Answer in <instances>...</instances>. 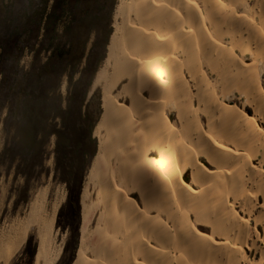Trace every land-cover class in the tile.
Masks as SVG:
<instances>
[{
  "label": "bare ground",
  "instance_id": "bare-ground-1",
  "mask_svg": "<svg viewBox=\"0 0 264 264\" xmlns=\"http://www.w3.org/2000/svg\"><path fill=\"white\" fill-rule=\"evenodd\" d=\"M113 27L74 264H264V0H120ZM47 191L3 264L30 233L34 264L59 259Z\"/></svg>",
  "mask_w": 264,
  "mask_h": 264
},
{
  "label": "rangeland",
  "instance_id": "rangeland-1",
  "mask_svg": "<svg viewBox=\"0 0 264 264\" xmlns=\"http://www.w3.org/2000/svg\"><path fill=\"white\" fill-rule=\"evenodd\" d=\"M119 3L120 0H0V231L7 230L17 219L24 217L38 192L48 190L47 204L53 202L56 195L65 194L55 223L64 243L55 264H74L77 257L83 223L81 197L98 152V138L94 127L91 142L86 145L82 185L79 192L70 195L66 184L56 175V136L43 139V153L21 156L23 124L29 118L27 108L33 103L34 95L39 94L37 88L41 84L47 89L42 98L48 104L66 107L67 73L73 68L70 66L61 77L46 75L41 84L38 76L49 60L56 61L57 53L71 50L75 33L79 34L75 43L83 48L80 59L71 60L76 64L73 81L86 68L91 75L87 101L89 95L98 90L102 103V88L100 85L93 88V85L107 58ZM66 58L59 63L60 69L68 65ZM237 103L240 105L241 101ZM249 114L252 115L251 110ZM169 119L173 122L176 114H171ZM59 123V119L49 120L47 125L53 130L60 128ZM79 149L76 147L77 152ZM27 177L29 187H26ZM190 180L189 171L186 181ZM37 246L36 236L30 233L8 263L31 264Z\"/></svg>",
  "mask_w": 264,
  "mask_h": 264
},
{
  "label": "trees",
  "instance_id": "trees-1",
  "mask_svg": "<svg viewBox=\"0 0 264 264\" xmlns=\"http://www.w3.org/2000/svg\"><path fill=\"white\" fill-rule=\"evenodd\" d=\"M80 27V26H79ZM79 34H74L70 43L71 50L68 52L57 53L56 61L49 60L42 71L39 73V82L43 81L46 75L61 77L67 73V98L66 107L61 105L48 104L42 98L47 92L46 87L39 85L37 88L38 95H34L33 103L27 108L29 118L24 121L23 138L21 147V156H27L44 151L43 139L50 135L56 136L55 146V170L57 178L64 182L69 190L70 195L80 190L83 181V171L85 168V150L86 145L91 142L94 127L102 114V103L98 96V90L93 92L88 99V93L91 85V78L86 68L80 71V76L73 81L75 63L71 60H78L83 46L75 43V38ZM67 56V58H66ZM68 65L60 69L59 63L65 60ZM31 113H35L33 116ZM59 119L60 128L50 130L47 122L49 120ZM38 146L36 150L35 147ZM76 147H80L76 151ZM43 162L39 165L42 166ZM30 179L26 178V187H29Z\"/></svg>",
  "mask_w": 264,
  "mask_h": 264
},
{
  "label": "water",
  "instance_id": "water-1",
  "mask_svg": "<svg viewBox=\"0 0 264 264\" xmlns=\"http://www.w3.org/2000/svg\"><path fill=\"white\" fill-rule=\"evenodd\" d=\"M91 95H92V93H91ZM91 95H89V98L91 97ZM37 250H38V246H37ZM37 250H36V252L34 254V258H33V261H32L31 264H34V262H35V257H36V254H37Z\"/></svg>",
  "mask_w": 264,
  "mask_h": 264
}]
</instances>
